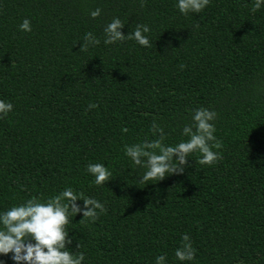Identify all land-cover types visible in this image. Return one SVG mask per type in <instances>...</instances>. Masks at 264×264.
<instances>
[{
	"label": "trees",
	"instance_id": "obj_1",
	"mask_svg": "<svg viewBox=\"0 0 264 264\" xmlns=\"http://www.w3.org/2000/svg\"><path fill=\"white\" fill-rule=\"evenodd\" d=\"M175 2L0 0V99L13 104L0 118V211L66 186L99 200L95 221L77 214L66 226L84 264H264V7L210 0L182 15ZM113 17L125 35L147 24L151 47L105 45ZM25 18L30 32L18 30ZM86 32L100 43L80 49ZM198 107L217 113L219 159L193 154L183 173L139 182L124 146L150 139L153 120L165 143L186 139ZM89 163L111 171L104 186ZM184 234L191 262L174 255Z\"/></svg>",
	"mask_w": 264,
	"mask_h": 264
},
{
	"label": "clouds",
	"instance_id": "obj_2",
	"mask_svg": "<svg viewBox=\"0 0 264 264\" xmlns=\"http://www.w3.org/2000/svg\"><path fill=\"white\" fill-rule=\"evenodd\" d=\"M210 0H176L175 7L182 15L189 13H200L204 10ZM264 7V0H253L252 10L256 11ZM101 10L96 8L90 11L91 18L100 15ZM124 24L118 17H113L103 29L105 45L115 44L125 40H133L141 47H151L147 24L137 23L135 29L126 35L121 32ZM18 30L31 31L30 21L25 18L18 25ZM100 40L91 32H86L80 49L95 46ZM97 107L90 103L88 109ZM13 109V104L0 99V118L8 115ZM217 113L205 107L191 110V123L185 124L180 129V139L175 144L165 143L166 133L164 129L153 120L149 133L151 138L125 145L124 156L135 168L142 169L139 174V182L145 184L150 181L162 180L172 174L183 173L186 167L191 166L189 159L193 154H199L195 163L201 165H212L220 156V142L214 133L216 132L213 121ZM126 132V128L121 129ZM85 171L92 177V183L96 186H104L112 176L109 168L103 163H89ZM151 183V184H155ZM82 201V203H78ZM98 212H105V206L93 197H84L77 193L71 186L64 187L55 196L41 200L40 198H28L20 203L0 211V256L10 254L13 264H84L83 252H72V236L66 226L69 218L81 215L95 221ZM182 246L175 249L174 255L180 262L193 261L195 249L192 246L188 234L182 236ZM75 248H79L76 244ZM0 264L4 261L0 259ZM155 264H166L163 255L155 257Z\"/></svg>",
	"mask_w": 264,
	"mask_h": 264
}]
</instances>
